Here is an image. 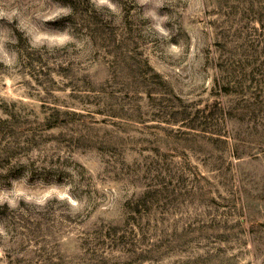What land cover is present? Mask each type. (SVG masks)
Wrapping results in <instances>:
<instances>
[{"label":"rangeland","instance_id":"rangeland-1","mask_svg":"<svg viewBox=\"0 0 264 264\" xmlns=\"http://www.w3.org/2000/svg\"><path fill=\"white\" fill-rule=\"evenodd\" d=\"M0 264H264V0H0Z\"/></svg>","mask_w":264,"mask_h":264},{"label":"trees","instance_id":"trees-1","mask_svg":"<svg viewBox=\"0 0 264 264\" xmlns=\"http://www.w3.org/2000/svg\"><path fill=\"white\" fill-rule=\"evenodd\" d=\"M227 72H228V69H227ZM225 92L228 93L229 91H228L227 89H225ZM226 106H227V107L225 108V112H226V113H225V117H226V118H230V113L232 112V111H231L232 109H231V107L229 106V104L226 105ZM54 124H55V123H45L46 126H54ZM235 155H237L236 157H239V154H235Z\"/></svg>","mask_w":264,"mask_h":264}]
</instances>
